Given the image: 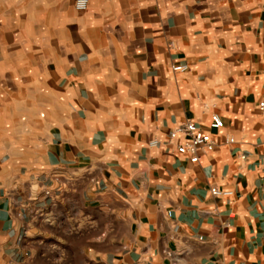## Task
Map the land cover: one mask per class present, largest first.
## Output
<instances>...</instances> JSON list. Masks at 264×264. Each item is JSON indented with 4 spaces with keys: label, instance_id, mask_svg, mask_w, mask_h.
Returning a JSON list of instances; mask_svg holds the SVG:
<instances>
[{
    "label": "crops",
    "instance_id": "0c3cea01",
    "mask_svg": "<svg viewBox=\"0 0 264 264\" xmlns=\"http://www.w3.org/2000/svg\"><path fill=\"white\" fill-rule=\"evenodd\" d=\"M1 1L12 45H53L0 143V264H264V0Z\"/></svg>",
    "mask_w": 264,
    "mask_h": 264
},
{
    "label": "rangeland",
    "instance_id": "374dc122",
    "mask_svg": "<svg viewBox=\"0 0 264 264\" xmlns=\"http://www.w3.org/2000/svg\"><path fill=\"white\" fill-rule=\"evenodd\" d=\"M1 2L0 0V4ZM9 12L13 16L6 18L5 10L2 6L0 7V37L2 38L3 36L4 38L3 41H0V143L7 138L6 136L10 137L11 133L20 125L16 121L21 117L20 111L23 108L20 106V100L24 97L33 96L31 91L25 90L24 85L20 83L30 78L26 73L28 68H30L32 64H34V66L37 65L36 53L38 50L36 47L40 46L47 55L51 52L53 45L52 42L37 43L29 41H21L12 45V42L8 40V33L3 31V24L5 22H7V24H19V15L27 11L14 10ZM28 20L33 22L37 21L36 17H34L33 20ZM26 37H28V35H26Z\"/></svg>",
    "mask_w": 264,
    "mask_h": 264
},
{
    "label": "built area",
    "instance_id": "2783aa9c",
    "mask_svg": "<svg viewBox=\"0 0 264 264\" xmlns=\"http://www.w3.org/2000/svg\"><path fill=\"white\" fill-rule=\"evenodd\" d=\"M90 0H75V8L79 11L86 10L89 7ZM172 68L176 71H186L188 68L187 64H174ZM259 108L264 112V99L259 102ZM224 126V120L222 116L214 112L211 114L209 127L210 129H219ZM167 143L175 145V150L180 155L188 157L192 163L199 162L203 153H210L214 151L218 142L213 136L212 132L197 122L192 120H185L175 125L170 131ZM226 144H234L235 137L228 135L225 137ZM160 142L153 138L149 141L150 146H157ZM242 157H245L242 155ZM49 193V191H46ZM211 192L215 196H227L231 195V190H221L218 186L214 185L211 187Z\"/></svg>",
    "mask_w": 264,
    "mask_h": 264
}]
</instances>
